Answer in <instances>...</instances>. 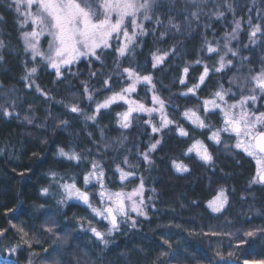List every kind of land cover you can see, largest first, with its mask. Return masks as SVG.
Wrapping results in <instances>:
<instances>
[{
  "label": "trees",
  "instance_id": "obj_1",
  "mask_svg": "<svg viewBox=\"0 0 264 264\" xmlns=\"http://www.w3.org/2000/svg\"><path fill=\"white\" fill-rule=\"evenodd\" d=\"M228 2L236 10L235 18H242L245 23L250 14L254 20L260 21L264 32V0H216V3L208 0L207 4L200 5L199 20L193 21L190 33L186 32L183 23V10L187 8L190 13L196 10V6L175 0L174 5L161 9L160 19L167 25L168 17L174 16V22L181 23L180 31L172 29L160 39V32L165 29L146 21L145 28L156 27L155 35L150 31L140 38L141 47L137 49L134 64L120 61L121 68L136 67L142 75L153 76L157 94L169 104V118L190 133V138H183L178 136L174 126L152 134L144 123L149 118L145 113H133L131 127L121 128L117 114L127 111L123 101L102 109L95 122L86 121L83 115L70 113L66 105L77 104L84 113L93 114L94 104L85 99L84 83L97 101L126 86L124 77L117 75L114 51L109 49L101 54L102 64L94 59L90 63L88 58L82 57L71 69L77 75L65 72L66 78L57 80L54 70L46 67L42 58L37 57L33 61L30 51L25 52L21 32L31 29L20 27L22 17L8 6L11 0H0V40L4 42L0 49V55L4 57L0 61V229H6L0 235V264H12L14 260L27 264L30 257L33 264H44L45 260H51L57 246L60 248L57 258L61 264H243L245 260L256 264L264 260V234L257 233L248 238L247 243L237 246L244 231L264 228V191L260 193L254 190L253 185L250 186L256 172L255 160L241 150L225 149L223 143L215 146L214 164L211 166L201 163L194 153L184 154L194 139H200L208 146L212 143L208 140L210 131H194L184 121L181 112L186 108L197 110L206 124L218 128L222 124L220 113L210 112L205 116L202 101L210 99V94L219 90L221 85L232 90L227 97L229 102L238 99L241 95L239 85L245 84L247 77L259 71L264 60V35L260 33V42L254 45L243 28L239 39L234 40L239 54L233 57L228 53L225 57L226 60L232 59L233 65L221 73L210 71L205 83L197 89L199 99L191 94L188 97L179 95L197 82L203 72V64H207L210 70L218 66L219 56L225 51V33H230L233 26ZM217 4L218 10L225 13L223 17L217 18L212 14ZM205 39L213 46L218 45L219 53H208ZM173 46L176 54H170L162 66L152 69L150 54L156 49L163 52ZM196 60L203 61V64L191 63ZM189 64L186 84L181 85L182 69ZM25 65L27 68L38 67V72L27 81L22 79L26 75ZM92 72L96 75H90ZM108 77H111V89H105L103 83ZM233 78L235 83L230 82ZM33 81L51 98L42 96L35 86H26ZM248 87L250 85L245 86L243 95L249 94ZM151 95L150 86L140 84L137 92L129 98L150 106ZM171 105L177 106L178 110ZM5 108L13 115L5 116ZM26 116L31 118V123L25 120ZM62 120H66L67 125L61 124ZM153 122H156L154 115ZM161 136V145L151 153L154 163L148 165L139 153ZM224 141L229 146L235 143L229 137ZM59 148L75 150L86 158L79 163L69 161L57 154ZM125 157L127 164L123 162ZM92 160L101 162L105 184L113 190H131L143 177L147 188L145 201L151 202L147 209L148 217L137 218L136 229L126 231L122 226L121 233L106 237L110 240L107 247L95 240L90 232L76 226L80 217L85 218V229L89 226L88 220L100 230L106 229L107 222L93 218L78 201L70 200L62 206L56 203L59 195H42L40 191L48 187L50 193L58 192L50 175L52 172L57 173V179L63 178L61 182H71L68 178L74 176L77 185L83 188L82 177L90 170ZM173 161L186 165L195 162L198 169L194 166L192 173H178ZM117 165L135 174L121 181ZM222 187L227 189L229 203L222 213H214L208 207V201ZM87 190L99 191L91 187ZM96 202L93 196L92 203ZM52 222L57 225L59 239L43 227ZM18 228H23L28 234L24 239L32 242L31 248L21 243L22 234ZM224 233L233 235L229 237ZM64 237H67L66 241ZM17 244H21V250L15 256H8V250Z\"/></svg>",
  "mask_w": 264,
  "mask_h": 264
},
{
  "label": "snow or ice",
  "instance_id": "obj_2",
  "mask_svg": "<svg viewBox=\"0 0 264 264\" xmlns=\"http://www.w3.org/2000/svg\"><path fill=\"white\" fill-rule=\"evenodd\" d=\"M207 2L208 0H184V3L196 6V10L190 13H188L187 8L183 10L185 12L183 23L186 32L190 33L193 21L199 20V13L202 11L200 5L207 4ZM174 4L175 0H11L8 6L13 7L17 15L22 17L20 20V27L22 29L31 26L30 31L21 32L25 52L30 51L33 61L37 57L42 58L45 66L54 70L57 80L65 79V72L73 76L77 75L71 69L82 57L88 58L90 63L94 59L100 61L102 64L101 54L109 49L114 51L116 55V69L118 70L117 75L124 77L123 82L126 83V86L122 87L119 91H113L110 96L105 97L102 101H97L94 99L93 92L89 91L87 84L84 83L83 92L85 99L94 104L93 114L88 115L84 113L77 104L66 105L70 113L83 115L86 121L95 122L102 109H109L111 105L118 101H123L127 105V111L117 114L118 123L121 128L129 129L131 127L133 113H145L149 118L144 123L150 127L152 134H159L165 129L174 126L179 137L190 138V133L183 126L169 118L167 112L169 104L157 94L156 84L153 83V76L150 74L142 75L140 71H137L136 67L121 68L120 64L121 60L133 64L136 62L137 49L141 47L140 38L148 35L150 31L155 35L157 30L155 26L165 29L160 32V39H163L172 29H175L176 32L180 31L181 23L174 22V16L170 15L168 17L167 25L160 19V16L163 14L161 9ZM217 8H219V4H217ZM227 8L235 15V9L231 2L227 3ZM168 10L171 11L172 8L169 7ZM212 14L217 18L225 15L223 11L219 10ZM146 21L152 22L155 26L151 29L145 28L144 22ZM248 23L252 29L250 38H255L258 33L264 35L260 24L252 25L251 17H249ZM233 24L232 31L225 33V51L219 56L218 66L210 70L207 64H203L201 60L191 62L196 65L203 64V72L199 75L195 84L187 87V91L179 93L180 96L188 97L191 94L193 97L199 99L196 96L197 89L205 83V79L209 76L210 71L221 73L233 65V60H226L225 57L228 53H232L233 57L239 54L236 49L230 47V44L232 40L236 39L238 31L241 28V20L234 19ZM130 28L132 29L131 32L129 31ZM43 36L50 37L47 54L41 51L39 47L40 39ZM205 45H207L206 51L208 53H219L218 45L213 46L207 39H205ZM3 47L4 42L0 40V49ZM170 54H176L175 46L163 52L160 49H156V51L150 54L151 68L157 69L158 66H162ZM3 59L4 57L0 55V61H3ZM190 66L191 64L182 69V78L179 80L181 85L186 84ZM25 67L26 75L22 79L27 81L38 72V67L27 68V65ZM90 75L95 76L96 73L92 72ZM110 80L111 77H108L103 81L105 89H111ZM230 82L235 83V78ZM140 84L146 87L150 86L152 91L150 98L151 107L146 106L139 100L129 98L131 94L137 92V86ZM246 85H250L248 87L249 94L243 95L242 93ZM26 86H35L36 91L40 92L42 96L51 98L34 81ZM239 90L241 93L240 98L234 99L231 103H229L226 97H228L232 90L230 88L224 89L222 85L219 90L212 94V99H204L202 101V109L205 116L210 112L211 114H216L217 111L220 113L222 119L221 127L214 128L212 125L206 124L205 119L201 117L197 110L186 108L181 112V116L194 131H210L208 140L214 146H219L223 143L225 149L241 150L248 157L253 158L256 163V172L250 181V186L255 184L264 185V111H261L264 108V60L261 61L259 71L247 77L245 84L239 85ZM235 95L233 94V96ZM61 103L63 102L61 101ZM171 106L175 110H178L177 106ZM3 114L5 116H12L13 112L5 108ZM153 114H156L155 123L153 122ZM25 120L28 123L32 122L31 118L27 116ZM60 123L67 125L68 122L62 120ZM222 134L227 135L230 139H234L235 143L229 146L226 141H222ZM101 135L103 136V129H101ZM125 139L127 138L125 137ZM162 140V136L159 139H155L154 142L149 143L145 151L139 153L143 161L148 165L154 163L151 159V153L161 145ZM107 147L108 145H105V148ZM190 153H194L195 157L206 165L211 166L214 164L213 154L200 139H194L184 154L187 156ZM57 154L77 163L86 158L82 157L75 150L65 151L64 148H59ZM123 162L124 164L128 163L127 157L124 158ZM172 165L178 173L190 171L188 166L183 164V162L178 163L173 161ZM116 171L119 173L121 181L127 180L129 176L135 174L130 171H124L119 165L116 166ZM50 175L56 183L58 192L50 193L49 188L44 187L40 190L41 194L59 195L60 198L56 203L62 206L67 205V202L70 200L78 201L86 207L93 218H99L107 222L105 230L92 226L91 220L87 221L89 226L85 229V218L83 217L77 219L76 225L79 230L90 232L92 237L105 247L110 243V240L106 237H112L116 233H121L122 226L126 231L136 229L138 227L137 218L148 217L147 209L151 202H146L144 198L145 185L143 177H140L139 185L133 188L131 192L122 190L112 191L105 184V171L98 160H92L90 162V170L83 175V188L77 185L74 176L68 178L71 182H61L63 178L57 179V173L52 172ZM89 187L98 188L99 191L90 192L87 190ZM152 191L155 193V189H152ZM93 196L99 202L98 205L92 203ZM228 203L227 189L222 187L219 189L217 195L208 201V207L214 213H222ZM151 207H155V205L151 204ZM9 211L12 210L10 209ZM133 213H135V216L132 215ZM13 227L16 226L13 225ZM43 227L48 233L57 235L58 239L60 238L56 233L57 225L55 222ZM17 230L22 234L21 243L31 248L32 242L24 239L28 234L24 232L23 228H18ZM5 231L6 229H0V235H3ZM257 233L264 234V228L244 231L242 233L243 238L238 241L237 246L247 243L248 238L256 236ZM212 235H217V233H212ZM223 235L231 237L233 234L224 233ZM64 240L66 241L67 237H64ZM19 250H21V244L12 246L8 250V256H15ZM44 251L47 252L48 250L45 249ZM59 251V246L54 248L51 260H45L44 264H61V261L57 258ZM32 255L38 254L33 253ZM217 255L219 256L220 253L217 252ZM229 255L231 256L232 253H229ZM12 264H19V262L18 260H14ZM27 264H33L31 257L28 259ZM243 264H250V262L245 260ZM256 264H264V260L256 262Z\"/></svg>",
  "mask_w": 264,
  "mask_h": 264
},
{
  "label": "rangeland",
  "instance_id": "obj_3",
  "mask_svg": "<svg viewBox=\"0 0 264 264\" xmlns=\"http://www.w3.org/2000/svg\"><path fill=\"white\" fill-rule=\"evenodd\" d=\"M215 3H216V0H215ZM219 8H217V6L215 7V10L217 11ZM235 12H236V10H235ZM236 14L237 13H235V15L233 14V12L231 13V15L230 16H232L233 17V19L232 20H234V19H237V18H235L236 17ZM231 17V18H232ZM249 17H251V21H252V25H256V24H259L260 23V21L259 20H254L253 18H252V16L250 15V14H248V18H247V20H246V22L245 23H243V20H241V28H240V30L238 31V34H237V36H236V39H234V40H238L239 39V32L241 31V29H243V28H245V30H246V33H248V34H246V36L248 37V40L250 41H252V43L254 44V45H257L259 42H260V40H259V35H260V33H258L257 34V36L255 37V38H250V33H251V26L249 25V23H248V20H249ZM239 19V18H238ZM232 23H233V21H232ZM234 27V24H233V26H232V28ZM27 28H30L31 29V26H28ZM261 28H262V26H261ZM232 30V29H231ZM262 30V29H261ZM50 39V37H47V36H43V37H41V39H40V42H39V47H40V49H41V51H43L45 54H47V52H48V40ZM234 40H232L231 41V44H230V47H232L233 49H236L237 48V45H234ZM237 50V49H236ZM230 54V53H229ZM228 54V55H229ZM232 54V53H231ZM218 61H219V59H218ZM217 61V62H218ZM234 93V92H233ZM230 94V93H229ZM235 94V93H234ZM212 95V93L210 94V96ZM209 98V97H208ZM239 98H240V96H239ZM238 98V99H239ZM210 99H212V97H210ZM226 99H227V97H226ZM229 103H231V102H229ZM152 105H150L149 107H151ZM258 106V105H257ZM250 107H251V105H250ZM262 110H264V108H262ZM154 115V119H156V114H153ZM222 126V124L219 126V127H221ZM222 135H224V134H222ZM225 136H227V135H225ZM132 176H129L128 178H131ZM128 180V179H127ZM139 185V184H138ZM109 188V187H108ZM110 190H112V191H125V192H131L133 189H131V190H128V191H126V190H124V189H118V190H113V189H111V188H109ZM147 191V188L145 187V191H144V198L146 199V192ZM98 203L99 202H96V203H93V204H96V205H98ZM99 219V218H98ZM102 221V220H101Z\"/></svg>",
  "mask_w": 264,
  "mask_h": 264
},
{
  "label": "bare ground",
  "instance_id": "obj_4",
  "mask_svg": "<svg viewBox=\"0 0 264 264\" xmlns=\"http://www.w3.org/2000/svg\"><path fill=\"white\" fill-rule=\"evenodd\" d=\"M222 141H224L226 138H228L227 136H225V135H222ZM217 147V146H216ZM208 148H209V150L211 151V153L212 154H214L213 152H214V150H216L215 149V146L212 144V145H209L208 146ZM201 163H202V161H201ZM183 164H185V163H183ZM186 165V164H185ZM187 166H188V168H189V173H192V171H194V168H196V169H198V166H197V164L195 163V162H193L191 165H189V164H187ZM194 166H196V167H194ZM194 167V168H193ZM188 173V172H187ZM252 180V179H251ZM260 185V184H259ZM261 186H263V185H261ZM253 187H254V190H258V191H260V193H261V191H264V187L262 188V187H259V186H257V185H253ZM261 197V196H260Z\"/></svg>",
  "mask_w": 264,
  "mask_h": 264
},
{
  "label": "flooded vegetation",
  "instance_id": "obj_5",
  "mask_svg": "<svg viewBox=\"0 0 264 264\" xmlns=\"http://www.w3.org/2000/svg\"><path fill=\"white\" fill-rule=\"evenodd\" d=\"M228 137V136H227ZM206 144V143H205ZM207 145V144H206ZM208 146V145H207ZM210 151V150H209ZM211 152V151H210Z\"/></svg>",
  "mask_w": 264,
  "mask_h": 264
}]
</instances>
